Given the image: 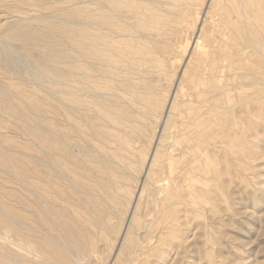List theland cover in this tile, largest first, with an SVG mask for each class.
Instances as JSON below:
<instances>
[{
	"label": "rangeland",
	"instance_id": "374dc122",
	"mask_svg": "<svg viewBox=\"0 0 264 264\" xmlns=\"http://www.w3.org/2000/svg\"><path fill=\"white\" fill-rule=\"evenodd\" d=\"M0 264H264V0H0Z\"/></svg>",
	"mask_w": 264,
	"mask_h": 264
},
{
	"label": "bare ground",
	"instance_id": "6f19581e",
	"mask_svg": "<svg viewBox=\"0 0 264 264\" xmlns=\"http://www.w3.org/2000/svg\"><path fill=\"white\" fill-rule=\"evenodd\" d=\"M216 11H217V10H216ZM243 18H244V17H243ZM245 19H247V18H245ZM244 21H245V20H244ZM211 22H212V21H211ZM87 31H88V30H87ZM72 43H73V42H72ZM89 52H90V51H89ZM136 58H137V57H136ZM109 59H111V58H109ZM156 67H157V66H156ZM158 69H159V68H158ZM82 70H83V69H82ZM84 70H85V69H84ZM153 70H154V69H153ZM159 71H160V70H159ZM104 74H105V73H104ZM220 77H221V76H220ZM61 78H62V77H61ZM65 84H66V83H65ZM135 86H136V85H135ZM62 87H63V86H62ZM223 91H224V90H223ZM221 92H222V91H221ZM222 93H223V92H222ZM231 94H232V93H231ZM191 95H192V94H191ZM191 95H190V96H191ZM193 95H195V94H193ZM102 99H103V98H102ZM188 101H189V100H188ZM88 102H89V101H88ZM81 105H82V104H81ZM76 106H77V105H76ZM87 110H88V109H87ZM185 118H186V117H185ZM191 118H192V117H191ZM191 118H190V119H191ZM88 120H89V119H88ZM95 122H96V121H95ZM121 122H122V121H121ZM187 125L189 126V123H188ZM220 125H221V124H220ZM200 128H201V127H200ZM94 131H95V130H94ZM97 134H98V133H97ZM176 136H178V135H176ZM206 142H207V141H206ZM230 142H231V141H230ZM209 145H210V144H209ZM186 147H188V146H186ZM190 147H191V146H190ZM190 147H188V148H190ZM182 149H183V148H182ZM191 150H192V148H191ZM183 151H184V150H183ZM185 152H186V151H185ZM126 153H127V151H126ZM155 154H156V153H155ZM106 155H107V154H106ZM89 157H90V156H89ZM89 157H88V158H89ZM196 157H197V156H196ZM198 159H199V158H198ZM198 159H197V160H198ZM104 160H105V159H104ZM98 163H99V162H98ZM226 163H227V162H226ZM231 166H232V165H231ZM184 167H185V166H184ZM197 167H198V166H197ZM200 167H201V166H200ZM225 172H226V171H225ZM230 172H231V171H230ZM223 173H224V172H223ZM217 175H218V174H217ZM227 175H228V174H227ZM186 176H187V175H186ZM230 176H231V175H230ZM180 177H181V176H180ZM186 181H187V179H186ZM62 185H63V184H62ZM170 190H171V189H170ZM179 191H180V190H179ZM179 191H178V192H179ZM55 192H56V191H55ZM51 193H52V192H51ZM183 193H184V192H183ZM178 196H179V195H178ZM29 199H30V198H29ZM189 200H190V199H189ZM160 202H161V201H160ZM159 204H161V203H159ZM159 206H160V205H159ZM190 207H191V206H190ZM190 209H191V208H190ZM183 210H184V209H183ZM161 211H162V210H161ZM154 223H155V222H154ZM150 224H151V223H149V225H150ZM149 225H147V226H149ZM151 228H152V226H151ZM151 228H150V230H151ZM146 229H147V228H146ZM150 230H149V231H150ZM147 231H148V230H147ZM149 231H148V232H149ZM151 231H152V230H151ZM153 231H154V230H153ZM160 233H161V232H160ZM157 234H158V232H157ZM165 234H166V233H165ZM159 235H160V234H159ZM26 248H27V247H26ZM145 249H147V248H145ZM25 250H26V249H25ZM28 250H29V249H28ZM144 253H145V252H144Z\"/></svg>",
	"mask_w": 264,
	"mask_h": 264
}]
</instances>
